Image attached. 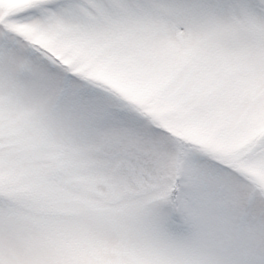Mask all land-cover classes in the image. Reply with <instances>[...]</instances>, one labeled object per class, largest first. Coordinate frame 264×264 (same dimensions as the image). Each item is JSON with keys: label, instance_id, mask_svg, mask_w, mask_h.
I'll return each mask as SVG.
<instances>
[{"label": "snow or ice", "instance_id": "6c2138e0", "mask_svg": "<svg viewBox=\"0 0 264 264\" xmlns=\"http://www.w3.org/2000/svg\"><path fill=\"white\" fill-rule=\"evenodd\" d=\"M0 264H264V0H0Z\"/></svg>", "mask_w": 264, "mask_h": 264}]
</instances>
